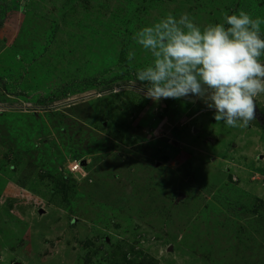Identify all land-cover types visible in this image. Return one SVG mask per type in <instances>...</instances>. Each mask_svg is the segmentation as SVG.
<instances>
[{
	"label": "rangeland",
	"instance_id": "obj_1",
	"mask_svg": "<svg viewBox=\"0 0 264 264\" xmlns=\"http://www.w3.org/2000/svg\"><path fill=\"white\" fill-rule=\"evenodd\" d=\"M238 10L264 0H0V264H264V94L232 128L135 79L137 30Z\"/></svg>",
	"mask_w": 264,
	"mask_h": 264
},
{
	"label": "clouds",
	"instance_id": "obj_2",
	"mask_svg": "<svg viewBox=\"0 0 264 264\" xmlns=\"http://www.w3.org/2000/svg\"><path fill=\"white\" fill-rule=\"evenodd\" d=\"M264 19L238 10L201 27L187 13H171L140 28L134 40L152 57L135 73L144 97L201 101L213 119L244 128L264 94ZM134 53H129V59Z\"/></svg>",
	"mask_w": 264,
	"mask_h": 264
},
{
	"label": "built area",
	"instance_id": "obj_3",
	"mask_svg": "<svg viewBox=\"0 0 264 264\" xmlns=\"http://www.w3.org/2000/svg\"><path fill=\"white\" fill-rule=\"evenodd\" d=\"M67 170L69 172V174L71 175L72 179L75 181H82L83 178L82 176L85 174L83 171V168L80 166L79 163L77 162H71L68 167Z\"/></svg>",
	"mask_w": 264,
	"mask_h": 264
},
{
	"label": "trees",
	"instance_id": "obj_4",
	"mask_svg": "<svg viewBox=\"0 0 264 264\" xmlns=\"http://www.w3.org/2000/svg\"><path fill=\"white\" fill-rule=\"evenodd\" d=\"M70 178H71V180H72L73 182L79 183L78 181L73 180L72 177H71V175H70ZM80 182H81V181H80Z\"/></svg>",
	"mask_w": 264,
	"mask_h": 264
}]
</instances>
